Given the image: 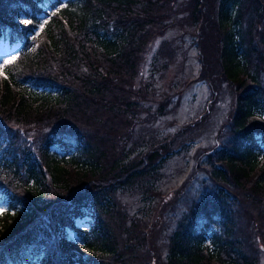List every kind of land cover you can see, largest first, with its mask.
I'll return each instance as SVG.
<instances>
[{
  "label": "trees",
  "instance_id": "trees-1",
  "mask_svg": "<svg viewBox=\"0 0 264 264\" xmlns=\"http://www.w3.org/2000/svg\"><path fill=\"white\" fill-rule=\"evenodd\" d=\"M185 23L197 79L237 96L227 138L198 156L214 186L189 204L162 172L194 126L155 134L171 96L140 78ZM2 40L20 46L0 75V264H262L264 0H0ZM157 50L162 75L178 56Z\"/></svg>",
  "mask_w": 264,
  "mask_h": 264
},
{
  "label": "rangeland",
  "instance_id": "rangeland-1",
  "mask_svg": "<svg viewBox=\"0 0 264 264\" xmlns=\"http://www.w3.org/2000/svg\"><path fill=\"white\" fill-rule=\"evenodd\" d=\"M43 20H46L45 17ZM163 40L172 46V51L176 52L178 57L174 65L171 64L161 75V70L152 68L151 63L152 54L158 51L157 48ZM198 41L196 30L190 29L187 24L183 28H169L162 37L153 41L148 53L144 56L145 60L140 72V78L143 77L144 80L153 81L155 77L158 78L156 96L161 95L157 96L158 99H163L162 96H164L160 92L169 93L172 97L167 96L170 102L168 108L171 109L154 125L155 134L167 136L187 128L191 129L188 127L190 125L194 126V132H191L189 139L187 135L175 138L180 145L185 144V148L177 150V145L172 147L167 155L168 160L164 164L166 169L162 172L168 176L164 182L168 191L182 190L179 194L181 197L176 201L183 198L188 204L200 199L214 186L207 173L202 169L200 172L196 171L198 156L209 151L219 140L221 141V138H227L225 133L228 130L224 128L226 124H230L229 119L237 98L234 88L222 80H214V90L208 78L207 80L197 79L203 69L201 66L203 55L199 54ZM19 46L20 43L12 45L7 40L0 42V65H3V68L6 65L4 61L12 62V57L18 55ZM79 122L83 123L81 119ZM158 139L162 140L160 137ZM52 149L59 150L55 147ZM8 205L6 196H0V208L5 211ZM128 208L133 212V208L130 206ZM92 220L91 213L85 212L84 215L75 217L76 227L88 229L93 223ZM158 227L160 225L155 228ZM75 230L68 228L64 233L69 239L75 240L78 239V233ZM162 230L166 231V228L163 227ZM262 264H264V257H262Z\"/></svg>",
  "mask_w": 264,
  "mask_h": 264
},
{
  "label": "snow or ice",
  "instance_id": "snow-or-ice-1",
  "mask_svg": "<svg viewBox=\"0 0 264 264\" xmlns=\"http://www.w3.org/2000/svg\"><path fill=\"white\" fill-rule=\"evenodd\" d=\"M59 9H57V11H58ZM22 23H24V24H29V23H31L29 20H27V19H25V20H23L22 21ZM15 59V57H12V60H14ZM8 63H11V60H6V61H4V64H8ZM0 75H3V65H0ZM3 211V209L2 208H0V212H2Z\"/></svg>",
  "mask_w": 264,
  "mask_h": 264
},
{
  "label": "bare ground",
  "instance_id": "bare-ground-1",
  "mask_svg": "<svg viewBox=\"0 0 264 264\" xmlns=\"http://www.w3.org/2000/svg\"><path fill=\"white\" fill-rule=\"evenodd\" d=\"M66 229H68V227H67ZM66 229H65V230H66ZM69 229H71V228H69ZM67 239H69L68 236H67ZM69 240H72V239H69Z\"/></svg>",
  "mask_w": 264,
  "mask_h": 264
}]
</instances>
